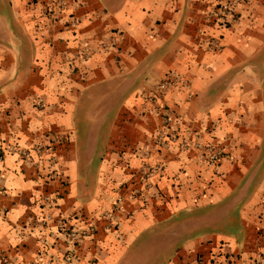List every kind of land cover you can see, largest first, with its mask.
Segmentation results:
<instances>
[{
    "label": "crops",
    "instance_id": "0c3cea01",
    "mask_svg": "<svg viewBox=\"0 0 264 264\" xmlns=\"http://www.w3.org/2000/svg\"><path fill=\"white\" fill-rule=\"evenodd\" d=\"M227 1L0 0V264L264 260V0ZM61 220L95 228L72 246Z\"/></svg>",
    "mask_w": 264,
    "mask_h": 264
},
{
    "label": "built area",
    "instance_id": "2783aa9c",
    "mask_svg": "<svg viewBox=\"0 0 264 264\" xmlns=\"http://www.w3.org/2000/svg\"><path fill=\"white\" fill-rule=\"evenodd\" d=\"M239 2L240 0H228L227 2L220 3L216 7V12L218 13L220 17H225L227 15H230L235 5ZM65 3H66V0H51V7L48 10L51 11L52 14L57 13L65 7ZM70 24L74 25L75 21L72 20ZM107 43L108 42H102L100 44L101 48H105L108 45ZM210 44L215 45V43H213V40H210ZM187 84L188 83L185 79H181L175 73L170 72L162 77V79L159 81L157 85L156 91L153 93V95H151L149 99L151 102V105L154 107L155 113L162 117L163 125H164V128L159 133H157L155 137V142L157 144H162V142L166 140L175 141V137L174 136L170 137V134H169L170 119L167 116H163V112H165V109H166V104L164 103L162 94L168 89L174 88L178 85H187ZM185 143H187V141H185ZM185 143L181 142L180 145L183 146L185 145ZM194 147H196L200 151V157L203 158L212 167H216L223 157V150L219 146H216L213 144L203 145L201 143L196 142L194 144ZM35 151L44 152V149L42 146L38 145L35 147ZM27 154L28 153L26 150L21 151L22 156H27ZM155 172H162L158 164L156 163H152V164L144 163L143 164L142 176H143L146 186H149L151 184L149 181ZM133 193L138 195L139 191L138 192L134 191ZM51 200L52 198L49 197L48 195H44L41 199L43 205H49L51 203ZM120 204H121V201L117 199V201L115 202V209H119ZM107 218L111 219V215L110 214L107 215ZM56 226H57V229L63 235H65V237L68 239L69 244L72 246H76L79 243H81L85 237L93 233V230L95 228L93 223H89L85 227L74 229V228L67 226V224L63 220L58 221ZM71 258H72L71 252L65 253L64 255L65 261H69ZM259 264H264V260H261Z\"/></svg>",
    "mask_w": 264,
    "mask_h": 264
}]
</instances>
